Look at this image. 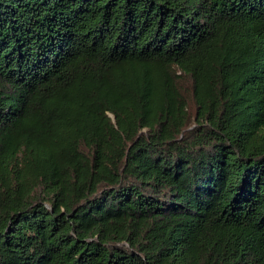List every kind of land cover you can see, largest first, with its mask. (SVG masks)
<instances>
[{
  "label": "trees",
  "instance_id": "obj_1",
  "mask_svg": "<svg viewBox=\"0 0 264 264\" xmlns=\"http://www.w3.org/2000/svg\"><path fill=\"white\" fill-rule=\"evenodd\" d=\"M0 264H264V0H0Z\"/></svg>",
  "mask_w": 264,
  "mask_h": 264
}]
</instances>
